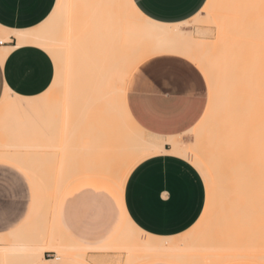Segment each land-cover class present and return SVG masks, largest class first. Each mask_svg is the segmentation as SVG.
<instances>
[{"label": "bare ground", "instance_id": "6f19581e", "mask_svg": "<svg viewBox=\"0 0 264 264\" xmlns=\"http://www.w3.org/2000/svg\"><path fill=\"white\" fill-rule=\"evenodd\" d=\"M218 1L213 39L201 34V29L183 27L188 20L160 23L141 15L133 0H60L40 28L12 33L15 47L33 44L52 58L53 80L38 98L57 112L51 113L49 133L40 143L17 144L0 138V161L23 170L35 191L28 220L0 235V264H38L45 251L91 264L85 258L89 250L123 251L122 264L156 258L179 264L236 260L264 264V222L259 224L256 217L257 212L264 214V196L253 200L245 193L250 187H264V0H207L195 15L201 16ZM9 40L6 34L0 43ZM12 48L0 46V59ZM162 53L193 63L211 92L212 112L202 114L190 129L195 135L190 145L177 139L181 135L148 134L127 108L131 73L144 60ZM76 81L79 85L70 84ZM59 85L64 96L50 98V90ZM12 95L6 88L0 106ZM52 99L57 101L55 108H50ZM78 131H87L89 139L85 134L78 139L83 146L101 135L106 144V131L118 134L109 136L108 150H89L87 167L71 169V158L78 154L70 153V145ZM57 134L61 141L55 145ZM161 153L189 161L207 189L199 218L181 239L150 235L131 221L115 240L99 247L78 244L62 232L57 206L73 180L96 174L123 188L139 162ZM232 175L238 181L227 185L224 179Z\"/></svg>", "mask_w": 264, "mask_h": 264}, {"label": "crops", "instance_id": "0c3cea01", "mask_svg": "<svg viewBox=\"0 0 264 264\" xmlns=\"http://www.w3.org/2000/svg\"><path fill=\"white\" fill-rule=\"evenodd\" d=\"M59 1L0 0V34H10V40L0 46L14 47L0 59V82L5 84L0 88V102L6 88L14 94L0 106V123L12 126L11 139L7 140L17 144L36 143L35 134L49 132L52 114L47 113L48 108L41 104L38 95L50 86L54 63L39 46L15 47L12 33L40 28L54 14ZM133 2L156 22L179 23L190 20L206 0ZM207 92L206 80L193 63L176 54L162 53L144 60L133 70L127 82L126 103L132 118L148 134L177 136L190 130L201 118L207 104ZM84 134L87 135V131L72 135L75 138H72L70 153L78 155L71 158V169L87 167L89 150L100 148L98 143L103 135L95 143L83 146L78 139ZM85 139H89L88 135ZM53 140L55 145L61 141L58 134ZM165 147L169 149V145ZM180 159L172 153H161L142 160L130 171L123 188L96 174L76 178L59 198L57 222L60 229L72 241L89 247L109 244L129 221L150 235L177 239L180 236L181 239L200 215L193 189L183 182L185 174L180 176L173 171L174 165L182 164ZM103 184L109 185L111 190L102 188L100 185ZM202 184L205 188L203 180ZM34 203L35 191L25 172L0 161V235L9 234L23 225L31 216ZM122 255L117 250H89L85 258L91 264H105L107 261L123 262ZM38 264L82 263L57 257L44 258ZM139 264L179 263L156 258ZM226 264L256 263L236 260Z\"/></svg>", "mask_w": 264, "mask_h": 264}, {"label": "rangeland", "instance_id": "374dc122", "mask_svg": "<svg viewBox=\"0 0 264 264\" xmlns=\"http://www.w3.org/2000/svg\"><path fill=\"white\" fill-rule=\"evenodd\" d=\"M218 2L219 3H217V2L216 3H213L205 11H202L201 12V16L194 15L190 20H188V23L187 24H184L182 26L185 27V28H188V29L189 28H192L193 30H200L201 29L200 30V31H202L201 34L206 33V34H204L205 37H207L209 39H213L214 36H215V33H216V29H215V27L212 24V19L214 17V12L216 11V9H219V5H221L220 4V1H218ZM237 5H239V4H237ZM5 35H1L0 34V39H2ZM58 35H59V33L57 34V36ZM7 36L10 37V34L7 33ZM77 83H78L77 81L76 82H72V83L70 82V84L75 85V86H77ZM206 84H207V82H206ZM78 85H79V83H78ZM59 87H60V85L59 86H56V87H54V88H52L50 90V92H49V97L50 98L57 97L56 99H59V98H61V97L64 96V94L62 93V90H59V89H61V87L60 88ZM207 91H208L207 92V104H206V108H205V111H204L203 114H205L207 112H208V114H211L210 112H212V111H209L210 110L209 107H210V100H211V92H210V89H209L208 84H207ZM55 100L52 99L50 101L52 103V105H50V108L52 106L53 107L56 106L55 103L57 101L55 102ZM39 101L41 102V104H43V102H42V100L40 98H39ZM53 104H55V105H53ZM50 110L51 109H48L47 113L50 112V113L53 114V110H54V112L55 111L57 112L56 109H53L51 111ZM208 118H209V115L207 116V119L206 120H208ZM21 119H24L23 116L21 117ZM11 132H12V126H10L9 124H6L4 122H1L0 123V138L1 139H3V140L9 139V138L11 139V137H10ZM48 133L49 132H47L45 134L44 133H38V135L35 134L34 140L36 142H42L46 138V136L48 135ZM106 133L108 134V137H107V140H106V144L108 145L109 144V141H108L109 136H111V135L112 136H117L118 133L117 132H114V131H106ZM194 137H195L194 132L192 130H189V131L181 134V136L177 137V139L180 140L181 142L185 143L186 145H190V144H193V142L195 140ZM106 144L101 140L99 142V147H100L99 150H102L103 152L105 150H108L109 149L108 146H107V148L105 147ZM180 160H181L182 164H179L180 166L179 165L178 166L174 165L173 166V171L175 173H180L179 174L180 176L182 174L183 175L185 174L184 175L183 182H185L189 186V188L193 189V194L196 195L194 198H195V200L198 203V216H199L201 214V212H202V209H203V204H204V199H205V188H204V186L202 184L201 177H200L199 173L197 172V170L194 168V166L191 163H189V161H186V160H183V159H180ZM224 181L227 183V185H232L236 181H238V178H236V177H234V175H232V176L227 177L226 179H224ZM244 181L256 182L258 180H255V179H245ZM100 186L102 188H104V189L111 190L110 187H109V185H107V184H105V185L103 184V185H100ZM44 193H45L44 192V189H42V190L39 191V194L41 196L44 195ZM245 193H247L249 195V197L251 199H253V200L256 199V198L259 199V198H261V196H264V187L258 188V189L257 188H254V187L253 188L250 187V188H247L246 189ZM257 214H256V217L259 219L258 220L259 224H261L262 222H264V214L261 211L260 212H257ZM250 230H251V227H250ZM257 232L261 236V233H263V228L262 227H259L258 230H257ZM178 239H180V236L178 237ZM49 252H51V251H49ZM121 253L123 254L122 257H124V254L125 253L123 251H121ZM43 256H44V254H43ZM57 257L58 256H56V254L53 252V257L52 258H57ZM122 257H120V258H122ZM44 258L45 259H48L47 256H44ZM105 264H122V261H118V262H115V263H113L111 261H107V263H105Z\"/></svg>", "mask_w": 264, "mask_h": 264}, {"label": "built area", "instance_id": "2783aa9c", "mask_svg": "<svg viewBox=\"0 0 264 264\" xmlns=\"http://www.w3.org/2000/svg\"><path fill=\"white\" fill-rule=\"evenodd\" d=\"M44 253H45V256H47L48 258H52L53 257V252L46 251Z\"/></svg>", "mask_w": 264, "mask_h": 264}, {"label": "snow or ice", "instance_id": "6c2138e0", "mask_svg": "<svg viewBox=\"0 0 264 264\" xmlns=\"http://www.w3.org/2000/svg\"><path fill=\"white\" fill-rule=\"evenodd\" d=\"M137 3H138V0H137ZM140 7L142 8L143 6L140 5ZM145 11H146V9H145ZM141 15H143V13H141ZM4 86H5L4 82H0V88H3Z\"/></svg>", "mask_w": 264, "mask_h": 264}]
</instances>
